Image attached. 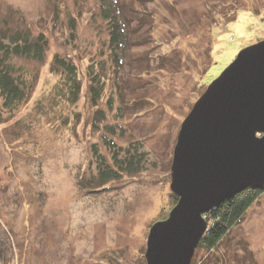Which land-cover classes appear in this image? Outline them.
<instances>
[{"label":"rangeland","instance_id":"1","mask_svg":"<svg viewBox=\"0 0 264 264\" xmlns=\"http://www.w3.org/2000/svg\"><path fill=\"white\" fill-rule=\"evenodd\" d=\"M0 29L46 42L41 59H10L29 97L11 109L0 91V264H147L150 228L178 200L181 124L264 39V0H0ZM107 168L118 178L101 183ZM191 264H264V191Z\"/></svg>","mask_w":264,"mask_h":264},{"label":"water","instance_id":"2","mask_svg":"<svg viewBox=\"0 0 264 264\" xmlns=\"http://www.w3.org/2000/svg\"><path fill=\"white\" fill-rule=\"evenodd\" d=\"M264 190V39L243 48L183 120L171 165L178 196L150 228L147 264H191L205 215L244 189Z\"/></svg>","mask_w":264,"mask_h":264},{"label":"trees","instance_id":"3","mask_svg":"<svg viewBox=\"0 0 264 264\" xmlns=\"http://www.w3.org/2000/svg\"><path fill=\"white\" fill-rule=\"evenodd\" d=\"M119 34L118 27H115L114 35ZM115 38L116 37H114L113 41L114 49L121 48L122 45L119 40ZM9 42L8 35L0 29V54H2V56H0V91L1 95L4 97L6 106L12 109L15 104L17 105L29 97L32 92L31 87H33L34 84H30L23 73L21 74L18 70H15L16 68L10 59L14 56L41 59L43 57L46 42H33V39H29L28 35L21 38H13L12 41ZM137 43L142 44L143 42L138 41ZM56 61L63 60H59L57 57ZM66 67L72 71L73 75L75 71L74 64H67ZM74 85L76 89H72L73 93L74 91L76 92L79 87L76 84ZM98 86H96L94 92L97 95L93 97V103L96 105V97L99 96L100 93ZM130 167H132V165H130ZM135 169H137V167ZM100 176L102 179L101 183H105L106 181L118 178V172L110 168L101 169ZM263 191V189L248 187L235 194L232 198L222 202L216 209L209 211V219H217L218 221L213 224L210 231L202 237L199 247L209 250L216 248L224 240L234 225L244 218L246 212L251 208Z\"/></svg>","mask_w":264,"mask_h":264},{"label":"clouds","instance_id":"4","mask_svg":"<svg viewBox=\"0 0 264 264\" xmlns=\"http://www.w3.org/2000/svg\"><path fill=\"white\" fill-rule=\"evenodd\" d=\"M209 232V231H208ZM208 232H206V233H208Z\"/></svg>","mask_w":264,"mask_h":264}]
</instances>
